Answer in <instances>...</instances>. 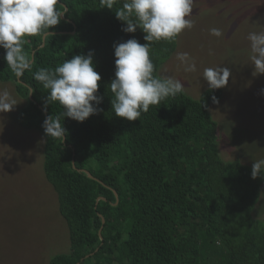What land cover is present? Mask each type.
Returning <instances> with one entry per match:
<instances>
[{
	"label": "trees",
	"instance_id": "obj_1",
	"mask_svg": "<svg viewBox=\"0 0 264 264\" xmlns=\"http://www.w3.org/2000/svg\"><path fill=\"white\" fill-rule=\"evenodd\" d=\"M123 2L111 10L100 0H60L69 11L50 30L55 36L25 38L33 65L19 79L0 48V80L12 82L26 102L19 124L45 137L43 170L69 230L71 251L49 264H264V218L253 217L264 177L252 179L251 165L221 155L219 122L209 108L223 88L208 87L199 98L182 91L136 121L114 115V44L147 43L139 28L122 31L115 11ZM178 38L151 44L154 75ZM89 51L102 77V111L81 123L64 119L59 103L45 110L48 93L33 74ZM52 115L60 116L65 138L45 134Z\"/></svg>",
	"mask_w": 264,
	"mask_h": 264
},
{
	"label": "rangeland",
	"instance_id": "obj_2",
	"mask_svg": "<svg viewBox=\"0 0 264 264\" xmlns=\"http://www.w3.org/2000/svg\"><path fill=\"white\" fill-rule=\"evenodd\" d=\"M192 7L194 27L179 35L176 51L159 75L181 80L183 91L199 98L209 87L202 78L204 68L228 67L229 83L209 111L219 122L223 158L252 166L264 159V74L253 75L247 37L264 31V0H194ZM211 28L220 29L222 36H212ZM180 52L190 54L197 71H184L176 59ZM0 89L18 103L0 114V264H49L52 257L69 253L71 244L57 193L43 170L45 137L19 124L26 102L14 84L0 80ZM260 193L255 219L264 218V183Z\"/></svg>",
	"mask_w": 264,
	"mask_h": 264
},
{
	"label": "clouds",
	"instance_id": "obj_3",
	"mask_svg": "<svg viewBox=\"0 0 264 264\" xmlns=\"http://www.w3.org/2000/svg\"><path fill=\"white\" fill-rule=\"evenodd\" d=\"M193 2L124 0L122 7L115 11L116 18L126 25L122 31L135 33L139 28L145 33L144 40L147 42L141 44L132 38L114 44L115 78L109 86L112 111L116 117L136 121L149 111L150 106L159 105L163 100L182 93L184 85L181 80L154 75L150 46L161 40L172 41L186 29L194 27L191 19ZM114 3L115 0H100L102 8L111 10ZM68 11L60 0H0V48L5 50L4 59L17 79L23 77L33 65V59L24 48L25 38L39 36L46 42L49 36H55L50 30L60 24ZM209 31L212 36H222L218 28ZM247 39L250 41L253 75L264 74V31L250 32ZM209 54H213L212 50H209ZM176 59L184 66L185 72L197 71L196 62L189 53L180 52ZM230 76L228 67L219 66L206 67L202 73L210 90L226 87ZM33 78L47 90L45 110L49 104L59 103L64 109V119L68 117L81 123L102 111L98 105L103 97L97 94L102 77L96 71L93 51L87 55H74L54 70L40 68ZM212 99L214 103H219L215 96ZM17 104L7 89H0V114L11 112ZM42 127L50 138H65L66 131L61 125L60 116H48ZM251 177H264V159L254 160Z\"/></svg>",
	"mask_w": 264,
	"mask_h": 264
},
{
	"label": "water",
	"instance_id": "obj_4",
	"mask_svg": "<svg viewBox=\"0 0 264 264\" xmlns=\"http://www.w3.org/2000/svg\"><path fill=\"white\" fill-rule=\"evenodd\" d=\"M86 173H87L89 176H91V174H90V172H89V171H86ZM99 232H101V230H100Z\"/></svg>",
	"mask_w": 264,
	"mask_h": 264
}]
</instances>
